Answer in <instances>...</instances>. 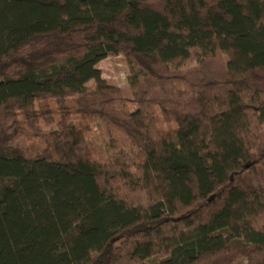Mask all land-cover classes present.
<instances>
[{"label":"trees","instance_id":"trees-1","mask_svg":"<svg viewBox=\"0 0 264 264\" xmlns=\"http://www.w3.org/2000/svg\"><path fill=\"white\" fill-rule=\"evenodd\" d=\"M0 264H264V0H0Z\"/></svg>","mask_w":264,"mask_h":264},{"label":"rangeland","instance_id":"rangeland-1","mask_svg":"<svg viewBox=\"0 0 264 264\" xmlns=\"http://www.w3.org/2000/svg\"><path fill=\"white\" fill-rule=\"evenodd\" d=\"M97 68L101 71V82L106 85L114 86L122 90L126 97L128 108L130 111L136 110V104L133 98L131 88L128 83L129 66L127 60L122 55H109L106 59L101 61ZM37 106L44 116H49L56 110V105L53 101L43 96L37 97ZM44 139L33 138L32 135L25 129V135L32 150L36 153L38 150L45 146V139L49 141L54 140L56 134L55 127L44 129ZM90 142L96 157H103L106 155L104 141L96 128H93L91 133ZM243 263V262H242Z\"/></svg>","mask_w":264,"mask_h":264}]
</instances>
